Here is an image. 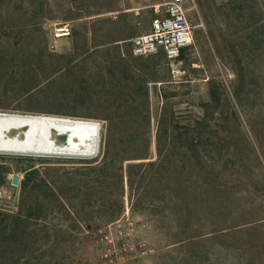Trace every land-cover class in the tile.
<instances>
[{"label": "rangeland", "instance_id": "rangeland-1", "mask_svg": "<svg viewBox=\"0 0 264 264\" xmlns=\"http://www.w3.org/2000/svg\"><path fill=\"white\" fill-rule=\"evenodd\" d=\"M169 1L0 0V111L85 119L107 109L109 98L130 99L117 85L135 75L142 86L154 81L142 102L153 160L164 116L163 155L183 151L175 135L201 150L203 164L181 155L174 161L179 185L168 194L167 164L158 179L130 188L119 182L118 165L96 169L101 146L92 160L0 155L8 171L0 187V264H103L93 234L127 209L141 220L138 240L155 250L130 264H264V0H189L193 39L179 82L163 55L136 59L130 39L119 41L148 33L154 6ZM63 25L70 35L56 37ZM154 62L161 66L145 69ZM33 169L46 184L24 194L21 182ZM19 213L16 228L11 217Z\"/></svg>", "mask_w": 264, "mask_h": 264}, {"label": "trees", "instance_id": "trees-1", "mask_svg": "<svg viewBox=\"0 0 264 264\" xmlns=\"http://www.w3.org/2000/svg\"><path fill=\"white\" fill-rule=\"evenodd\" d=\"M132 36V35H130ZM131 40V37H127L124 39H120L119 41H127ZM129 40V41H130ZM131 43V42H130ZM185 49L181 51V58L185 55ZM158 54H161L166 58V55L163 51H160ZM157 54V55H158ZM153 57V56H151ZM144 58L145 60H149V57H136V59ZM167 59V58H166ZM131 69L133 72H140L141 68L135 64H131ZM152 66H161L160 63L154 62L153 64H146L145 69H150ZM133 73V74H136ZM140 78V75H138ZM154 82L145 80V86H142L140 80L133 75L130 79H124V83L121 81V85L119 82V89L125 93L126 96L131 97L130 99H120L113 100L111 98L107 99L106 102L108 106L102 112L85 116V119H94L103 122L102 131H101V158L99 157L92 163H97L96 169L98 171L103 172L108 167L117 166L118 165V173L117 177L119 182L123 184L124 180L128 181V185L130 188H134L136 182L140 183L141 186L148 180L156 179L158 176L160 169H162L164 164H167L168 167L164 168V173L166 175L167 184L166 189L168 194H173L177 190V186L179 185L176 181V163L180 162L179 157L184 155L185 153H190L191 157L197 163L198 166L203 167L202 164V154L201 150H198L192 141H188L184 139V141H180L178 136L173 135V138L177 139L179 142L178 149L181 152H175L173 156H165L163 155V150L160 144L161 135L163 133H168V129L164 128L165 117L162 116L159 121V129H158V156L156 160H153L150 154V144H151V118L148 110L142 108V102L148 98V83ZM156 82V81H155ZM160 82V81H159ZM133 96V97H132ZM211 96L213 98H217L214 92H211ZM133 113V114H131ZM61 116V115H60ZM67 116V115H66ZM76 118L78 116H69ZM203 117L200 120L195 121L196 128L201 126L203 121ZM62 140H65V137H62ZM184 142V143H183ZM116 149V151H115ZM115 151V152H114ZM5 158V157H3ZM12 160H32L31 158H21V157H7ZM6 158V159H7ZM127 161H140L139 163L128 165L126 169H124V164ZM176 163H175V162ZM186 167L182 166L184 169ZM7 168L0 166V187L4 184L5 178L7 175ZM137 170V171H136ZM150 170V171H149ZM136 171V172H135ZM154 172V176L151 175V172ZM172 175V176H171ZM151 176V177H150ZM163 176L161 175V178ZM159 177H157L158 179ZM45 178L41 177V172L38 169H33L26 173L24 180L21 182V189L24 194L27 191L34 190L35 187H39L40 183H45ZM175 197V196H174ZM170 198L169 195L163 197V202H168L167 199ZM104 200H100L99 202H103ZM23 215L21 213L12 216V221L15 222V227L18 228V220H21ZM31 214H27L26 217L30 218ZM10 217V216H7ZM120 218V217H118ZM117 218V219H118ZM115 219V220H117ZM113 220V221H115ZM112 221V222H113ZM111 223V222H109ZM108 224V223H107ZM1 225V223H0ZM15 228V229H16ZM15 229L13 231H15ZM4 230H0V239H2V233Z\"/></svg>", "mask_w": 264, "mask_h": 264}, {"label": "built area", "instance_id": "built-area-1", "mask_svg": "<svg viewBox=\"0 0 264 264\" xmlns=\"http://www.w3.org/2000/svg\"><path fill=\"white\" fill-rule=\"evenodd\" d=\"M188 1L171 0L154 6L150 31L130 40L135 57H149L163 51L175 82L186 76L181 51L188 48L193 39L185 5ZM68 35V25L56 29V37ZM140 226L141 220L133 218L127 209L120 218L95 231L93 238L100 261L103 264H130L137 258L153 255L154 248L138 240Z\"/></svg>", "mask_w": 264, "mask_h": 264}, {"label": "bare ground", "instance_id": "bare-ground-1", "mask_svg": "<svg viewBox=\"0 0 264 264\" xmlns=\"http://www.w3.org/2000/svg\"><path fill=\"white\" fill-rule=\"evenodd\" d=\"M3 112L7 111H0ZM10 113L15 114L0 115V155H28L35 159L75 161L95 159L100 152L102 130H99L97 120L48 114ZM66 120L77 122L68 123ZM24 126L28 129L26 136L17 137L16 133ZM68 134L69 145L58 142V137Z\"/></svg>", "mask_w": 264, "mask_h": 264}, {"label": "water", "instance_id": "water-1", "mask_svg": "<svg viewBox=\"0 0 264 264\" xmlns=\"http://www.w3.org/2000/svg\"><path fill=\"white\" fill-rule=\"evenodd\" d=\"M14 114L15 113H10L9 111L0 113V115H12V116ZM15 116H20V115H15ZM24 117H26V116H24ZM66 122L70 123V122H77V121L66 120ZM98 127H99V130H102V123L100 121L98 123ZM27 131H28V129L26 128V126H24L22 130H20V131H18L16 133V135H17V137H25L26 134H27ZM61 143L62 144L65 143L66 145H69L70 144V134L66 135L65 136V140L63 142H61ZM3 156H12V157H21V158L22 157H26V158L32 157V156H28V155L27 156L26 155H24V156H22V155H3ZM20 182H21V178H20L19 175H15V176L12 177L11 183H12L13 186H18L20 184Z\"/></svg>", "mask_w": 264, "mask_h": 264}]
</instances>
